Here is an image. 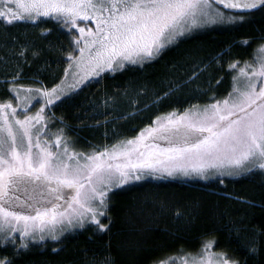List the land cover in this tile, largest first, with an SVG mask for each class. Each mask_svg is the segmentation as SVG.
<instances>
[{
  "label": "snow or ice",
  "instance_id": "1",
  "mask_svg": "<svg viewBox=\"0 0 264 264\" xmlns=\"http://www.w3.org/2000/svg\"><path fill=\"white\" fill-rule=\"evenodd\" d=\"M257 13L264 15V0H0V27H39L51 21L69 39L59 83L50 88L43 81L39 87L17 83L18 69L10 82L11 99L0 103V247L12 246L20 255L36 242L62 243L67 231L86 225L108 231L101 222L108 193L132 180L182 174L219 177L223 184L225 176L264 172V43L252 62L228 63L232 84L226 96L213 95L204 105L156 115L138 135L89 153L70 145L63 127L49 128L45 116V107L69 103L104 73L143 67L195 30L242 25ZM27 52H19L25 63ZM39 55L40 50L31 52L34 59ZM33 101L38 110L30 114ZM215 243L206 240L200 253L186 254L180 264H245L211 251ZM246 247L252 256L261 251L255 240ZM0 264L14 260L5 255ZM102 264L114 261L107 256Z\"/></svg>",
  "mask_w": 264,
  "mask_h": 264
},
{
  "label": "trees",
  "instance_id": "2",
  "mask_svg": "<svg viewBox=\"0 0 264 264\" xmlns=\"http://www.w3.org/2000/svg\"><path fill=\"white\" fill-rule=\"evenodd\" d=\"M47 29L51 31L42 34ZM262 43L264 15L259 13L242 25L201 29L143 67L104 73L99 82L94 80L73 94L69 103L51 105L48 123L53 131L63 127L69 144L84 153L134 137L156 115L209 103L213 95L226 96L232 84L228 63L251 61ZM22 48L28 49L27 63L19 55ZM33 50H40L39 57L32 58ZM68 50L66 31L51 21L39 27L23 23L0 27V102L11 99L10 82L18 69L17 83L39 87L38 81H43L49 88L59 83ZM165 92L170 94L153 103ZM219 181L146 180L125 186L108 194L101 221L108 224V231L98 232L88 225L66 234L62 243L30 245L20 255L12 246L0 247V257L7 255L14 264H102L107 256L114 264L165 260L176 264L186 254L197 255L206 240L214 239L213 252L235 256L245 264H264V172ZM253 240L261 249L255 256L246 247ZM54 247L60 251H52Z\"/></svg>",
  "mask_w": 264,
  "mask_h": 264
},
{
  "label": "rangeland",
  "instance_id": "3",
  "mask_svg": "<svg viewBox=\"0 0 264 264\" xmlns=\"http://www.w3.org/2000/svg\"><path fill=\"white\" fill-rule=\"evenodd\" d=\"M88 24H89V26H94L93 25V22H88ZM81 26H83V25H81ZM211 27V26H210ZM206 28H209V27H206ZM203 29H205V28H203ZM201 32V29H198V30H195L194 32ZM193 32V33H194ZM192 33V34H193ZM192 34H190V35H192ZM187 36H189V35H187ZM183 38H185V37H181V38H179V40L178 41H180V39H183ZM173 45V44H172ZM172 45H170V46H172ZM253 59H254V57H253ZM253 59L251 60V61H249V62H252L253 61ZM242 65V64H241ZM240 65V66H241ZM239 67V66H238ZM231 91V90H230ZM15 103H13V105L14 106H16L17 105V103H18V101L17 100H15L14 101ZM58 102V101H57ZM0 103H2V102H0ZM36 101H33L32 102V107L31 108H29V113L31 114V113H33L35 110H38L37 109V105H36ZM34 105H36L35 107H34ZM198 105H204V104H198ZM50 107H51V105H49V106H47V107H45V116H46V118H47V112H48V109H50ZM49 128H51L50 127V124H49ZM91 152V151H90ZM87 153H89V152H87ZM241 175H243V174H241ZM241 175H239V176H231V177H229V176H225V177H223V180L225 181L226 179H233V178H238V177H240ZM146 180H152V181H155V182H177V183H185V184H188V183H208V182H211V181H215V180H220V178L219 177H215V178H209V179H207V180H205V179H200V178H194V177H185V176H183L182 174H176L175 176H173V177H169V176H167L166 174L165 175H163V177L162 178H156L155 176H147V177H145V178H143V179H141V180H132V181H130L128 184H126V185H123L122 187H120V188H123V187H125V186H128V185H133V184H137V183H142V182H145ZM120 188H113V190L112 191H115V190H118V189H120ZM111 191V192H112ZM110 193V192H109ZM108 193V194H109ZM107 209H108V207H107ZM107 213V212H106ZM102 218L103 217H101V221H102ZM86 226H88V225H86ZM85 226V227H86ZM83 229V228H82ZM79 230H81V228H77V229H75V230H70V231H67L62 237H61V239L66 235V234H69V233H71V232H76V231H79ZM46 242H51V240H46V241H44V242H36V243H33V244H30V245H41V244H43V243H46ZM18 243H19V241H18ZM29 245V246H30ZM212 251V250H211ZM189 259H191V257H189ZM170 264H172V263H170ZM176 264H180V260L176 263Z\"/></svg>",
  "mask_w": 264,
  "mask_h": 264
}]
</instances>
